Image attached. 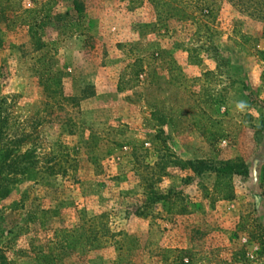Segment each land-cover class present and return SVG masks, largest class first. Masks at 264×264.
<instances>
[{"label": "rangeland", "instance_id": "rangeland-1", "mask_svg": "<svg viewBox=\"0 0 264 264\" xmlns=\"http://www.w3.org/2000/svg\"><path fill=\"white\" fill-rule=\"evenodd\" d=\"M73 1L0 0V125L43 168L0 200V255L38 264L54 229L102 222L110 236L81 254L58 249L55 264H180V248L192 264H264L249 237L252 219L264 226V0H211L209 18L189 5L184 20L149 0H77L78 18ZM149 78H174L229 135L209 145L184 102L152 126ZM235 158L249 172L232 200L207 194L212 172L174 161ZM52 207L57 217L43 215Z\"/></svg>", "mask_w": 264, "mask_h": 264}, {"label": "trees", "instance_id": "trees-1", "mask_svg": "<svg viewBox=\"0 0 264 264\" xmlns=\"http://www.w3.org/2000/svg\"><path fill=\"white\" fill-rule=\"evenodd\" d=\"M154 6L162 9L166 14L178 15L180 20L191 18V13L186 10V6L196 5L201 17L209 18L211 16V0H149ZM74 9L81 18L84 11V4L80 1L74 0ZM0 11H2L0 6ZM160 54H165L164 50H160ZM157 53L151 54L148 57H137L131 64L132 76H138L140 68H135L137 64L144 61L146 58L147 66L149 67L154 61ZM168 64L176 69L174 61L169 59ZM119 89L123 88L121 85ZM181 86L177 84L174 78H149L144 85L143 95L146 103L151 107L149 121L152 126L162 127L168 123L173 122L175 116L179 114L178 108L184 102L187 105L186 113L193 118L194 127L203 135L206 142L214 146L217 142L225 136L228 132L224 123L227 122L222 118H215L209 115L202 108L192 102V93L184 96L182 94ZM166 94V95H164ZM180 94V95H179ZM167 101H169L167 103ZM6 122L0 125V200L9 196L18 182L29 181L37 183L41 181L42 165L35 155V148L28 147L21 150L25 136H10L8 134ZM181 169L190 170L196 175H201L205 172H212L214 174V182L212 189L207 191L211 196L219 200H232L236 196V188L234 183L235 176H247L248 166L241 158L212 161L206 159H177L174 160ZM43 215H50L49 217H57L60 209L52 207L47 210H42ZM50 213V214H49ZM253 227L256 228V233L249 234L251 239H258L260 243H264V226L252 219ZM99 226L91 223L83 225L76 223L71 228H56L52 231L51 240L48 239L46 248L43 245H38L35 254L38 264H55L59 259V251L66 250L69 252L83 253L91 245L99 244L102 236H110L109 229L106 224L99 222ZM126 236V235H125ZM129 240L131 236L127 235ZM123 244H121L122 246ZM61 249V250H58ZM175 259H178L180 264H192L193 254L189 248L176 249ZM241 258L245 257L242 249ZM235 259H222L224 264H234ZM0 264H8L5 257L0 255Z\"/></svg>", "mask_w": 264, "mask_h": 264}, {"label": "clouds", "instance_id": "clouds-1", "mask_svg": "<svg viewBox=\"0 0 264 264\" xmlns=\"http://www.w3.org/2000/svg\"><path fill=\"white\" fill-rule=\"evenodd\" d=\"M237 107H238L239 109H243V108L245 107V104H244L243 102H240V103L237 105Z\"/></svg>", "mask_w": 264, "mask_h": 264}]
</instances>
